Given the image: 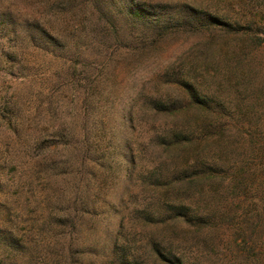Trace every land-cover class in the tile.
<instances>
[{"label":"rangeland","instance_id":"obj_1","mask_svg":"<svg viewBox=\"0 0 264 264\" xmlns=\"http://www.w3.org/2000/svg\"><path fill=\"white\" fill-rule=\"evenodd\" d=\"M157 250L264 264V0H0V264Z\"/></svg>","mask_w":264,"mask_h":264},{"label":"trees","instance_id":"obj_2","mask_svg":"<svg viewBox=\"0 0 264 264\" xmlns=\"http://www.w3.org/2000/svg\"><path fill=\"white\" fill-rule=\"evenodd\" d=\"M192 101H193V103H195V101L193 99H192ZM196 103L203 105V101L201 102L200 100H198V102H196ZM149 105H150L151 109L155 110L156 114H159V115L162 114L165 116H181V117H183V116H187L189 111H190V108H188V106H186V108L183 111H181L179 109H174V107L171 106V104L163 102L161 99H153L150 101ZM175 136L178 137L179 135H175ZM185 139H186V137L179 136V138L174 141L175 143L172 142L171 145H169V143H168V146H174L175 147L174 144H181L182 141ZM209 179H212L210 174H207L205 172H201V173L196 172V173H191L190 175L182 176L178 180L177 184L179 185V188L186 187L188 189V187L197 186L198 184L206 182ZM175 206H176V207H174L175 218H177L178 220H186L187 221L188 220L187 217H192L194 220L198 219V222H195L194 226H197V228H199L201 230L210 226V218L206 217L205 214H203V213H199V214L195 213V215L191 214V210L189 208V205H187L183 202L181 204H177ZM157 255H158L159 261L163 264H186L184 261V258L182 256L181 257L170 256L169 254H165V253L158 251V250H157ZM122 264H131V263H127L124 260L122 262Z\"/></svg>","mask_w":264,"mask_h":264}]
</instances>
